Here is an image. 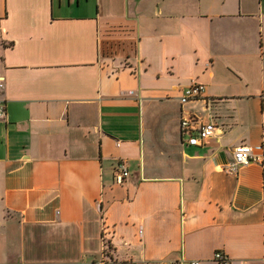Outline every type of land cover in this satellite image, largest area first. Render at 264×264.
Wrapping results in <instances>:
<instances>
[{"label":"crops","instance_id":"0c3cea01","mask_svg":"<svg viewBox=\"0 0 264 264\" xmlns=\"http://www.w3.org/2000/svg\"><path fill=\"white\" fill-rule=\"evenodd\" d=\"M0 79V264H264V0H0Z\"/></svg>","mask_w":264,"mask_h":264},{"label":"built area","instance_id":"2783aa9c","mask_svg":"<svg viewBox=\"0 0 264 264\" xmlns=\"http://www.w3.org/2000/svg\"><path fill=\"white\" fill-rule=\"evenodd\" d=\"M4 86L3 80L0 79V91ZM205 84L202 82L193 81L187 85L181 96L180 101L186 102L190 99L204 98ZM206 109L209 116H211V99L205 98ZM5 116V110L2 102L0 101V118ZM180 129L183 133H187L186 143L190 145H202L204 141L215 134L216 126L212 120L203 121L202 117H182L180 121ZM253 160H257L253 154L251 146L247 144H240L233 149V158L226 164L225 170L228 172L237 171L239 166L246 165ZM130 172L126 163L119 160L114 167V180L117 183H122ZM213 259L218 264H230V258L222 250H216L213 253ZM167 264H173L172 261H168ZM188 264H199L197 260H190Z\"/></svg>","mask_w":264,"mask_h":264},{"label":"trees","instance_id":"16d2710c","mask_svg":"<svg viewBox=\"0 0 264 264\" xmlns=\"http://www.w3.org/2000/svg\"><path fill=\"white\" fill-rule=\"evenodd\" d=\"M211 101L213 102V99H211Z\"/></svg>","mask_w":264,"mask_h":264},{"label":"rangeland","instance_id":"374dc122","mask_svg":"<svg viewBox=\"0 0 264 264\" xmlns=\"http://www.w3.org/2000/svg\"><path fill=\"white\" fill-rule=\"evenodd\" d=\"M226 253V252H225ZM228 255V254H227Z\"/></svg>","mask_w":264,"mask_h":264}]
</instances>
